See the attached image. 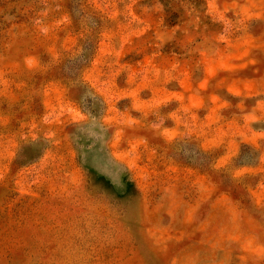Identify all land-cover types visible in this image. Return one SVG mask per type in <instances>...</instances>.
Masks as SVG:
<instances>
[{
	"label": "rangeland",
	"instance_id": "obj_1",
	"mask_svg": "<svg viewBox=\"0 0 264 264\" xmlns=\"http://www.w3.org/2000/svg\"><path fill=\"white\" fill-rule=\"evenodd\" d=\"M0 264H264V0H0Z\"/></svg>",
	"mask_w": 264,
	"mask_h": 264
}]
</instances>
